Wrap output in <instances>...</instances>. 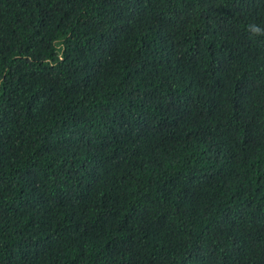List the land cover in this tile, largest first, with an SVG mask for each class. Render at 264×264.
<instances>
[{"label":"trees","instance_id":"obj_1","mask_svg":"<svg viewBox=\"0 0 264 264\" xmlns=\"http://www.w3.org/2000/svg\"><path fill=\"white\" fill-rule=\"evenodd\" d=\"M264 0H0V264H264Z\"/></svg>","mask_w":264,"mask_h":264},{"label":"clouds","instance_id":"obj_2","mask_svg":"<svg viewBox=\"0 0 264 264\" xmlns=\"http://www.w3.org/2000/svg\"><path fill=\"white\" fill-rule=\"evenodd\" d=\"M246 30L251 36H264V28H261L259 25L249 24L246 26Z\"/></svg>","mask_w":264,"mask_h":264}]
</instances>
